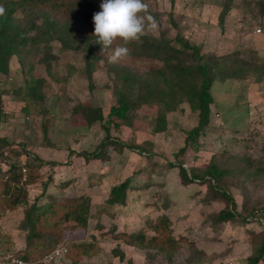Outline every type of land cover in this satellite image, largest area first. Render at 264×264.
Here are the masks:
<instances>
[{
    "label": "rangeland",
    "instance_id": "374dc122",
    "mask_svg": "<svg viewBox=\"0 0 264 264\" xmlns=\"http://www.w3.org/2000/svg\"><path fill=\"white\" fill-rule=\"evenodd\" d=\"M91 1L95 5V12L101 11L102 0ZM144 2L148 5V12L141 15L155 18L157 27L148 34L156 38L164 35L173 39L180 32L185 39L203 44L207 53L221 49L219 45L223 40L227 48L238 49L244 57L264 60V0H232L226 16V29L223 31L218 23L226 0ZM17 16L22 19L21 12ZM30 21L36 30L41 18L30 17ZM258 28L262 29L261 33L257 31ZM113 50L112 47L101 48V60L94 73L95 88L91 91L85 76V52L63 51L60 44L54 42V51L59 55L55 70L59 75H68L69 81L65 85V82L49 79L45 88L47 100L42 107L18 98L14 92L15 88H23L33 76H46V69L39 62L42 50L32 47L25 49L20 58L15 56L12 59L11 78L0 76V89L6 91L4 99L10 111L9 116L0 122V136L5 135L13 141L26 143L32 153L27 161H32L36 155L45 162H55V165H45L42 168L43 179L29 187L30 199L33 200L41 193L43 182L50 179L51 174L53 179L50 191L74 197L91 189L94 209H99L107 199L105 189L108 190L119 180L131 177L134 184L142 185L139 190L130 191L125 206H118L117 211L112 210L113 214L106 213L109 217L103 215L102 220L107 225L95 219L93 214L89 230H78L70 234L76 241L93 242L100 246V251L93 257H85L83 264L119 261L112 252L116 243L110 232L103 231L105 226L112 229L114 223L118 222L117 226L123 230L136 231L147 219L162 214L171 218L173 235L181 241V249L175 257L168 260L156 251L133 248L129 249L131 259L124 260V264H245L264 228L262 219L250 215L252 210L264 207V173L252 174L254 168L264 162V94L236 80L218 82L214 89L218 105H213L211 124L200 138L198 149L190 148L186 155L177 153L184 145L186 132L198 123L197 113L191 110L187 102L176 111L168 113L169 128L162 133L153 132L158 111L157 106L151 104L139 108L134 128L112 126L114 137L127 143L141 144L152 151L150 156L128 148L119 153L111 146L107 152V161L87 160L77 155L70 158L72 149L91 153L105 137L100 124L93 127L87 125L83 108L94 103L108 111L111 105L117 103L118 94L115 93L110 66H120L132 60L129 58L128 61L125 59L109 63L108 57ZM134 63L144 75L153 66H161V62L152 60L138 59ZM27 104L28 110H25ZM213 157L234 170L227 176L226 188L233 194L241 214L250 218L245 223H217L215 215L226 206V201L208 200L207 187L199 182L183 184L178 166L171 165V162L183 160L187 168L204 169ZM246 158L254 166L249 165ZM149 176L155 178L152 182L158 183L153 184L155 188L149 189L146 186ZM68 178H75V185L62 192L57 184ZM90 183L94 187L91 188ZM1 192L0 186V196ZM138 192H141L139 196ZM134 215L135 219L132 217ZM129 217L136 221L126 223ZM138 217L142 221H137ZM20 219V211H6L0 205V260L4 254L15 252L24 244L25 234L20 229ZM97 222L104 228H95ZM148 234L152 236L154 232L148 230ZM70 243L68 241L61 245L70 250ZM65 262L71 264L68 259Z\"/></svg>",
    "mask_w": 264,
    "mask_h": 264
},
{
    "label": "trees",
    "instance_id": "16d2710c",
    "mask_svg": "<svg viewBox=\"0 0 264 264\" xmlns=\"http://www.w3.org/2000/svg\"><path fill=\"white\" fill-rule=\"evenodd\" d=\"M231 3L232 0H226L219 15L218 24L222 31L226 29L225 21ZM262 6L264 8V5ZM0 7L4 9L3 14H0V76L4 75L5 78L10 79L12 59L15 56L19 57L30 47L42 50L39 62L46 69V76H33L23 88L14 89L18 98L42 107L47 100L45 88L49 79L65 82V85L68 83L69 76L59 75L55 70L59 55L54 51V42H58L63 51L85 52V76L89 89L94 90V73L101 60L102 46L95 43L96 37L93 35V15L96 12L91 0H0ZM20 12L22 19L17 16ZM34 16L41 18L40 26L36 30L33 29L30 21V17ZM224 43L225 41L221 40L219 45L221 49L207 53L203 49V44L193 43L178 32L173 39H168L164 35L156 38L147 33L139 41L126 45L129 54L122 61L125 59L128 61L130 58L132 62L110 66L115 93L118 94L117 103L111 105L108 111L94 103L83 108L87 116V125L93 127L95 124H100L105 137L93 152H78L72 149L70 158L72 155H77L87 160L107 161V152L111 146L119 153L128 148L141 155L146 153L150 156L152 151L148 148L138 143H127L114 137L112 133V126L134 128L138 110L145 104L157 106L158 112L153 126V132L157 134L168 130V113L176 111L180 105L187 102L191 110L197 113L198 123L186 132L184 145L177 154L186 155L188 149H198L200 138L211 124L213 105H218L214 95L218 82L236 80L249 89L257 88L264 94V60L256 61L244 57L238 49L227 48ZM117 46H123L121 41L117 40L110 47ZM138 59L158 61L161 62V66H153L152 70L144 75L136 64H133ZM1 83L0 79V85ZM65 90L66 88L63 89L64 92ZM5 92L0 89V122L9 116L6 113ZM28 106L29 104L25 106V110H28ZM30 155L32 153L26 143L13 141L5 135L0 136V186L2 187L0 205L6 211L21 212L20 229L25 234L26 243L23 249L12 253L34 264H46L42 261L46 255L61 244L70 241L71 248L67 259L71 264H83L85 257H93L100 251V246L93 242L76 241V238H71L70 234L89 228L93 216L92 197L87 192H80L74 197L55 194L49 190L53 179L50 174L51 178L43 182L41 193L31 200L29 187L43 179L42 168L45 165H55V162H45L36 155L32 161H27ZM246 161L249 165H253L249 158H246ZM263 163L255 167L252 174L264 173ZM171 165L178 166L183 184L199 182L206 185L208 200L226 201V206L215 215L217 223L233 221L245 223L250 219L241 214L233 194L226 188L227 176L234 170L226 166L223 161L217 162L213 157L204 169L187 168L183 160L171 162ZM75 181V178H68L61 180L57 185L61 190H65L75 185ZM132 182V178L128 177L111 187L105 204L98 212L99 216L101 210L109 211L127 203L129 193L134 188ZM250 215L264 222V207L252 210ZM172 224L171 218L162 214L154 219H147L136 231L118 232L115 227L109 229L108 232L116 243L112 252L120 259L119 263L109 264H122L126 259L122 244L156 251L168 260H172L181 249L180 239H176L173 235ZM96 228L104 227L97 222ZM148 230L153 231L154 235L149 236ZM263 262L264 228L253 253L245 264Z\"/></svg>",
    "mask_w": 264,
    "mask_h": 264
},
{
    "label": "clouds",
    "instance_id": "9594fccd",
    "mask_svg": "<svg viewBox=\"0 0 264 264\" xmlns=\"http://www.w3.org/2000/svg\"><path fill=\"white\" fill-rule=\"evenodd\" d=\"M101 11L94 13L95 43L103 49L112 46L117 40L123 46L114 48L108 57L109 63H117L129 54L126 45L139 41L140 38L156 29L155 18L147 14L148 5L144 0H102ZM4 9L0 7V14Z\"/></svg>",
    "mask_w": 264,
    "mask_h": 264
},
{
    "label": "crops",
    "instance_id": "0c3cea01",
    "mask_svg": "<svg viewBox=\"0 0 264 264\" xmlns=\"http://www.w3.org/2000/svg\"><path fill=\"white\" fill-rule=\"evenodd\" d=\"M71 162V161H70ZM69 162V163H70ZM106 166V165H105ZM90 175V174H89ZM154 179L155 178H153L152 176H149V178L147 179L148 180V182H147V184H146V186H148L149 187V189H151V188H155L154 187V185H158V183L157 182H152V181H154ZM125 180V179H124ZM97 181H99V180H97ZM121 181H123V180H119V181H117L115 184H118L119 182H121ZM97 183H94V185H96ZM115 184H112L109 188H108V190L107 189H105V192H106V194H107V198H108V196H109V193H110V190H111V187L113 186V185H115ZM132 184H133V186H134V188L132 189L133 190V192L135 191V190H139V186H141V185H138V184H134L133 182H132ZM154 184V185H153ZM160 185H163V184H160ZM159 185V186H160ZM73 186V185H72ZM99 186H101V185H99ZM143 186H144V184H143ZM71 187V186H70ZM70 187H68V188H70ZM90 187L92 188V187H94L93 186V184L92 183H90ZM68 188L67 189H65V190H62V192H65L66 190H68ZM95 189H96V186H95ZM85 192V191H84ZM99 192H101V190L100 191H98V193ZM105 192H104V194H105ZM87 193H89L90 195H91V197L92 198H94V195H93V191L90 189V191H87ZM103 193V192H102ZM139 193V194H138ZM137 193V195L139 196L140 194H141V192H138ZM60 194H63L64 195V193H60ZM64 196H66V195H64ZM140 198V197H139ZM107 200V199H106ZM137 201V200H136ZM127 202H128V200H127ZM142 202V201H141ZM127 204V203H126ZM125 204V205H126ZM125 205H119V206H125ZM95 208H97L96 206H95ZM101 208V207H100ZM100 208L99 209H94V201H93V199H92V214H94V216H95V219H97L98 221H100L102 224H104V225H107V223H106V221H103L102 220V218H103V215L105 214L106 216H108L109 217V215H107L106 213H108V214H111V212H112V210H114V212H115V210L116 209H118V206H116L114 209H109V211H102L101 210V215L99 216V214H98V212L100 211ZM117 211V210H116ZM114 212H112V214L114 213ZM118 216H120L119 214H118ZM135 216L136 215H134V216H132L134 219H135ZM128 218V220L126 219V223H133L134 221H136V220H133V218ZM91 220H92V218H91ZM91 220H90V224H89V228H90V225H91ZM137 221H142L141 219H140V217H138V219H137ZM113 225V224H112ZM116 225V226H115ZM118 225V222L117 223H114V226L112 227V228H117V231L119 232V231H126V232H131V231H133L134 229H126V230H123L121 227H119V226H117ZM96 226V225H95ZM89 228H88V230H89ZM96 228V227H95ZM103 231H109V228H107V226H105V228L103 229ZM70 237H71V235H70ZM25 245H26V243H25V239H24V244H23V246L20 248V249H23L24 247H25ZM134 247H131V246H129V245H126V244H122V249L126 252V259L125 260H130L131 259V257L132 256H130L129 255V249L130 250H132ZM119 258V257H118ZM113 262H116V261H113ZM120 262V259H119V261L118 262H116V263H119ZM122 264H124V262L122 263Z\"/></svg>",
    "mask_w": 264,
    "mask_h": 264
},
{
    "label": "built area",
    "instance_id": "2783aa9c",
    "mask_svg": "<svg viewBox=\"0 0 264 264\" xmlns=\"http://www.w3.org/2000/svg\"><path fill=\"white\" fill-rule=\"evenodd\" d=\"M257 31L261 33L262 29L258 28ZM6 113L9 114L10 111L6 110ZM68 252L67 246L60 245L46 255L42 261L46 264H66L65 260L67 259ZM0 264H34V262L21 258L12 252H7L1 258Z\"/></svg>",
    "mask_w": 264,
    "mask_h": 264
}]
</instances>
